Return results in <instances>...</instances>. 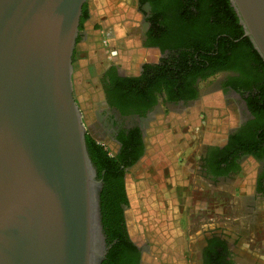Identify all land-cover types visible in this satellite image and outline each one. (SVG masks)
I'll use <instances>...</instances> for the list:
<instances>
[{
	"label": "water",
	"instance_id": "1",
	"mask_svg": "<svg viewBox=\"0 0 264 264\" xmlns=\"http://www.w3.org/2000/svg\"><path fill=\"white\" fill-rule=\"evenodd\" d=\"M88 0H0V264H102L97 179L73 95ZM264 63V0H228Z\"/></svg>",
	"mask_w": 264,
	"mask_h": 264
},
{
	"label": "rangeland",
	"instance_id": "2",
	"mask_svg": "<svg viewBox=\"0 0 264 264\" xmlns=\"http://www.w3.org/2000/svg\"><path fill=\"white\" fill-rule=\"evenodd\" d=\"M87 2L90 20L85 32L89 44L77 43L73 57L76 63L79 59L93 63L90 74L95 75L96 85L101 67L110 62L103 57V30L116 32L115 60L127 74L137 75L142 61H155L156 52L143 49L136 34L140 16L134 0ZM95 25L98 29L94 31ZM78 70L75 64L73 92L86 133L94 137L90 131L94 104L86 92L87 80L79 78ZM209 82L193 107L181 111L161 109L155 115L147 131L146 152L127 172V229L135 244L150 250V264H195V244L200 235L216 227L239 236L236 251L240 263L264 264V203L255 202L254 214L249 217L242 215L239 204L245 205L244 197L253 192L256 164L250 159L243 163V173L234 181L237 190L212 184L199 171L206 144L221 145L240 121L237 102L214 90Z\"/></svg>",
	"mask_w": 264,
	"mask_h": 264
},
{
	"label": "trees",
	"instance_id": "3",
	"mask_svg": "<svg viewBox=\"0 0 264 264\" xmlns=\"http://www.w3.org/2000/svg\"><path fill=\"white\" fill-rule=\"evenodd\" d=\"M134 1L136 12L143 15L142 7L146 0ZM151 2L154 11V15L148 19L151 31L154 34L174 33L180 47L184 49L178 50V46L174 45H160L161 51L165 48L174 50V56L162 59L160 64L144 65L141 74L137 77H119L114 67L110 68L107 71L108 82L104 77L101 82L104 89L115 97L117 102L133 104L145 101L154 91L170 93L169 100L192 98L195 94L192 84L196 78L206 81L221 69H235L237 61L243 62L244 65L254 61L262 64L249 39L243 37L242 27L228 0H153ZM89 20L88 2H86L82 7L79 31L85 29ZM97 29L98 26L95 25L93 30ZM79 40L80 38H77L76 43ZM154 44L159 45L155 42ZM258 101L257 97L256 102ZM117 106L122 113H125L119 104ZM250 109L255 112L252 107ZM85 141L90 160L97 171V179L102 182L99 205L107 247L102 264H129L136 247L127 233L124 207L129 201L125 168L133 167L142 153L134 156L127 153L109 156L108 151L88 133L85 135ZM258 145L262 146L264 153V129L258 127L248 129L242 136H230L226 146L209 151L204 168L211 175H223L229 170L235 157L233 155L239 151L257 155ZM123 149L124 151L126 149L124 145ZM128 159L131 160L127 161ZM205 257L206 264H218L219 256L216 253L210 255V252H206Z\"/></svg>",
	"mask_w": 264,
	"mask_h": 264
},
{
	"label": "flooded vegetation",
	"instance_id": "4",
	"mask_svg": "<svg viewBox=\"0 0 264 264\" xmlns=\"http://www.w3.org/2000/svg\"><path fill=\"white\" fill-rule=\"evenodd\" d=\"M151 1L153 0H146L143 4V15L137 12L140 16V20L137 25L138 30H136V34L139 36V41L143 49L156 52L155 61L145 60L139 63L137 75L127 74L124 71V68L119 66V63H117L116 60H110V62L103 64L98 75L100 99L94 104V124L90 127V131H92L94 137H92L89 132L88 134L108 151L109 156H113L114 154L123 155L124 153L133 154L134 156L141 152L142 155L139 158L140 160L146 152L147 131L155 120V115H157L161 109L165 111H181L193 107L201 98L204 85L207 84V81H210L211 83L209 82L210 84H208L215 86L214 90L225 94L228 98H232L237 102L240 107V121L234 128L230 129L221 145L206 144L207 146H205L203 149L204 152L200 156L201 162L199 171L212 184L218 185L221 183V185L224 184L225 186H228V188L230 187L231 190H237L234 186V181L243 173V163L248 159L252 160L256 164V170L252 182L253 192L249 196L246 195V197H244L243 200L245 205L244 203L242 205V203L239 202L243 208L242 215L245 217L252 216V214H254L252 210L254 209L255 202L264 203V153H262V146L258 145L259 149L257 152L259 154L257 155H255V153L250 154L243 151H239L236 155H233V157H235L232 159L229 170L223 173V175L217 176L207 173L205 165L209 151H212L214 148L220 149L226 146L230 136H242L252 127L264 129L263 61L262 64L261 62L257 63L254 61L248 63V65H244L243 62L237 61L235 63L237 64L235 65V69H221L220 71L215 72L206 81H200L199 78H196L192 84V87L195 89L194 96L192 98H184L176 101L169 100V96L171 97L170 93H158L157 91H154L153 95L145 101L133 104L127 102L121 104L119 101L117 102L115 97L109 94L106 89H104L101 79L104 77L108 82L109 78L107 77V71H109L110 68L114 67L115 72L119 77H137L141 74L144 65L160 64L162 59L174 56V50L165 48L161 51L160 45H174L178 46V50L184 49L183 47H180L174 33L170 32L164 34L159 32L154 34L151 31L150 23H148V19L154 15ZM87 36L88 32H85V29L79 31L77 38H80V40L78 43H82L84 39H87ZM154 42L159 45L154 44ZM257 97L259 98L258 102H256ZM116 103L119 104L121 109L123 108L125 113H122L117 108L118 104L116 105ZM250 107H252L255 112H252ZM134 131H137V133H134ZM122 144L126 148L125 151ZM129 160L131 159H128L127 161ZM128 170L129 168H125L126 174ZM228 232L229 231H226L225 229L221 230L216 227L202 233L198 243L195 244V264H206V252H210V255L216 253L217 256H219L218 264H242L237 260L239 252L236 251L239 236L237 235L236 237L235 232ZM130 241L136 247V252L132 254V259L129 264H150L149 258L152 256L150 250H147L145 246L135 244L131 239Z\"/></svg>",
	"mask_w": 264,
	"mask_h": 264
},
{
	"label": "crops",
	"instance_id": "5",
	"mask_svg": "<svg viewBox=\"0 0 264 264\" xmlns=\"http://www.w3.org/2000/svg\"><path fill=\"white\" fill-rule=\"evenodd\" d=\"M89 41L87 40V39H84V41L82 42V43H84V44H89L88 43ZM104 58H106V59H108V57L106 56V54H104V56H103ZM75 59V58H74ZM73 59V67H74V65L76 64V70L77 69H79L78 70V72L80 71V74H79V78H82V77H84L87 81H86V92H88V94L90 95V96H92V100H93V104H95L97 101H98V99H100V93H99V85L97 84L96 85V83H94L93 82V77L95 76H92L91 74H90V70L94 67V65H93V63H91V61H85V60H82V59H79L78 61H77V63L75 62L76 60H74ZM87 63V64H86ZM78 66V67H77ZM81 68H84V70H80ZM85 73H87V76H86V74ZM87 78H86V77ZM74 83V82H73ZM73 86H74V84H73ZM96 96H95V95ZM73 95H74V98H75V100H76V102H77V104H78V100L76 99V93L75 92H73ZM201 236V235H200Z\"/></svg>",
	"mask_w": 264,
	"mask_h": 264
},
{
	"label": "built area",
	"instance_id": "6",
	"mask_svg": "<svg viewBox=\"0 0 264 264\" xmlns=\"http://www.w3.org/2000/svg\"><path fill=\"white\" fill-rule=\"evenodd\" d=\"M117 41V34L112 29H106L102 31L101 45L104 49V53L110 60H115L118 54V50L115 46Z\"/></svg>",
	"mask_w": 264,
	"mask_h": 264
}]
</instances>
